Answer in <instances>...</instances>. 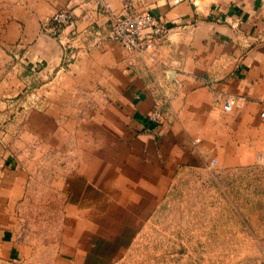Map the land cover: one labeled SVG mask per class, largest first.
Masks as SVG:
<instances>
[{
	"label": "crops",
	"instance_id": "crops-1",
	"mask_svg": "<svg viewBox=\"0 0 264 264\" xmlns=\"http://www.w3.org/2000/svg\"><path fill=\"white\" fill-rule=\"evenodd\" d=\"M133 2L165 21L151 55L95 1L0 0V264L114 263L183 176L264 170V0Z\"/></svg>",
	"mask_w": 264,
	"mask_h": 264
},
{
	"label": "rangeland",
	"instance_id": "rangeland-1",
	"mask_svg": "<svg viewBox=\"0 0 264 264\" xmlns=\"http://www.w3.org/2000/svg\"><path fill=\"white\" fill-rule=\"evenodd\" d=\"M34 188L32 221L44 203ZM111 264H264V170L183 176L157 220Z\"/></svg>",
	"mask_w": 264,
	"mask_h": 264
},
{
	"label": "built area",
	"instance_id": "built-area-1",
	"mask_svg": "<svg viewBox=\"0 0 264 264\" xmlns=\"http://www.w3.org/2000/svg\"><path fill=\"white\" fill-rule=\"evenodd\" d=\"M97 2L107 13L110 24V37L121 43L128 51L141 56L151 55L158 47L159 42L166 34L165 21L149 11L139 10L133 0H123L122 9L116 12L110 8L107 0H88ZM170 6L183 1L192 0H165ZM73 21V15L67 8L57 10L45 25V30L60 38L59 32L69 26ZM236 100L227 96L223 99V108L226 111L232 109ZM264 116V112L261 113ZM150 122L161 124L164 115L157 107L148 115ZM212 162H215L214 160Z\"/></svg>",
	"mask_w": 264,
	"mask_h": 264
}]
</instances>
